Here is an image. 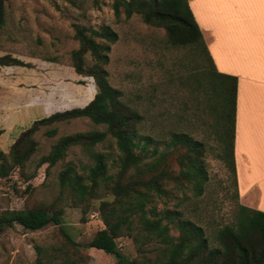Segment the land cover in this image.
Wrapping results in <instances>:
<instances>
[{
  "label": "rangeland",
  "instance_id": "1",
  "mask_svg": "<svg viewBox=\"0 0 264 264\" xmlns=\"http://www.w3.org/2000/svg\"><path fill=\"white\" fill-rule=\"evenodd\" d=\"M113 1H4L0 56L10 54L29 66L0 68V90L1 86L3 90L7 89L10 101L14 96L23 98L7 112L0 111V149L9 156L14 143L35 120L72 103L84 105L94 97L93 78L81 74L75 76L70 65V52L79 46L74 38L75 25L93 28L110 25L117 32L118 40L111 44L108 53L109 61L105 65L108 79L112 86L123 92L122 100L144 115L141 133L152 134L159 140L160 150L169 141L172 131H185L202 141L204 146L207 180L202 193L195 195L192 185L185 180L181 183L165 181L167 193L153 197L151 203L161 212L165 209L179 211L182 218L203 228L209 246H220L217 232L225 225L235 223L240 201L231 171L218 156L221 148L214 133L216 119L211 106L214 97L199 84L200 71L188 49L171 45L165 28L145 23L140 14L133 13L127 18L120 7V15L116 16ZM51 57L55 60L48 61ZM85 59L88 65L94 63L89 53ZM30 97L39 99L40 104L24 108ZM53 128H56V134L50 136L47 130ZM92 130L105 131L106 126L95 124L86 117L41 125L32 134L36 146L25 163L24 175L34 173L39 159L61 136ZM95 152L106 155L107 173L115 175L119 170V152L110 135L90 150L70 147L63 159L47 169L46 165L41 166L31 180H26L20 170L14 168L8 177L0 178V214L6 210L55 203L62 209V226L68 234L79 243L91 240L104 226L100 202L111 200L113 195L106 194L100 183L97 196L86 195L81 200L62 189L58 174L67 164H73L78 173L87 176L95 164L92 156ZM170 163L172 170L178 172L176 162ZM28 183H32V188L26 192ZM171 233L177 235L178 231L172 228ZM139 237L140 242L136 244L131 237L120 236L116 239L118 249L140 264H160L165 260L157 241L147 242L144 237ZM59 241L56 225L31 231L16 224L0 233V264H33L35 244L52 245ZM138 245H141V251ZM79 263L117 264V259L101 249L81 248Z\"/></svg>",
  "mask_w": 264,
  "mask_h": 264
},
{
  "label": "trees",
  "instance_id": "2",
  "mask_svg": "<svg viewBox=\"0 0 264 264\" xmlns=\"http://www.w3.org/2000/svg\"><path fill=\"white\" fill-rule=\"evenodd\" d=\"M4 1L0 0V27L5 23ZM128 18L140 14L143 21L164 27L167 41L176 47L186 48L196 60L199 84L212 97V112L216 119L214 133L220 145L219 158L226 162L237 188L234 159L236 85L237 78L219 72L209 53L205 37L195 20L188 0H114L112 8L116 16L121 8ZM74 38L79 46L70 52V65L75 72L90 76L96 92L83 107H73L47 114L35 120L14 143L9 156L0 149V178H6L18 168L26 180L36 176L37 170L46 169L63 159L72 146L92 149L107 135L115 139L119 152L118 172L107 173L106 155L95 152V164L87 176L78 173L73 164H67L58 174L59 185L81 200L87 195L97 196L96 189L103 183L111 200L102 199L100 213L103 227L85 243L75 241L62 226V209L55 203L34 205L22 209L6 210L0 214V233L16 224L26 230H40L50 224L58 226L60 241L52 245L35 244L36 257L33 264H80L81 248L101 249L116 256L117 264H140L129 259L117 247L116 239L128 236L139 244L140 237L147 242L160 244L165 260L160 264H264V212L238 203L236 221L225 225L217 232L220 246L211 247L204 230L195 222L182 218L179 211H158L152 205L155 196L165 195V181L192 185L195 195H200L207 180L203 161L204 146L185 131H172L169 141L160 150L159 140L152 134H142L140 126L144 115L122 100L123 92L112 86L105 65L109 61L111 44L118 40L117 32L110 25L99 28L75 25ZM89 53L94 63L88 65L85 55ZM54 61L55 58H47ZM2 66H29L22 60L5 54L0 56ZM86 117L95 124L106 126L105 131L75 132L61 136L36 164L34 173L25 176L23 168L35 150L32 134L41 125L67 122ZM56 128L47 130L56 134ZM152 145V147H150ZM179 167L174 172L170 161ZM32 188L28 183L25 191ZM166 220V222H164ZM172 225V226H171ZM172 228L178 233L173 235ZM141 245L138 250L141 251Z\"/></svg>",
  "mask_w": 264,
  "mask_h": 264
},
{
  "label": "crops",
  "instance_id": "3",
  "mask_svg": "<svg viewBox=\"0 0 264 264\" xmlns=\"http://www.w3.org/2000/svg\"><path fill=\"white\" fill-rule=\"evenodd\" d=\"M188 2L216 69L237 78L234 159L238 198L264 212V0ZM9 67L0 65L1 69ZM1 88V112L23 100L14 96L10 101L7 89ZM34 104L39 105V99L30 97L24 108ZM73 107L82 106L72 103L53 112Z\"/></svg>",
  "mask_w": 264,
  "mask_h": 264
},
{
  "label": "water",
  "instance_id": "4",
  "mask_svg": "<svg viewBox=\"0 0 264 264\" xmlns=\"http://www.w3.org/2000/svg\"><path fill=\"white\" fill-rule=\"evenodd\" d=\"M85 105H86V104H85ZM85 105H84V106H85ZM82 107H83V106H82Z\"/></svg>",
  "mask_w": 264,
  "mask_h": 264
}]
</instances>
